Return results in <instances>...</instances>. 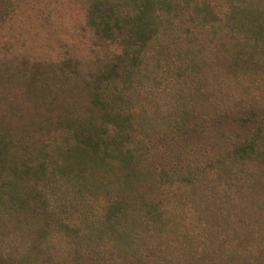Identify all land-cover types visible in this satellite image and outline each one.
I'll return each instance as SVG.
<instances>
[{
  "label": "rangeland",
  "instance_id": "rangeland-1",
  "mask_svg": "<svg viewBox=\"0 0 264 264\" xmlns=\"http://www.w3.org/2000/svg\"><path fill=\"white\" fill-rule=\"evenodd\" d=\"M204 3L167 58L86 0H0V264H264V35L226 23L264 0Z\"/></svg>",
  "mask_w": 264,
  "mask_h": 264
},
{
  "label": "trees",
  "instance_id": "trees-1",
  "mask_svg": "<svg viewBox=\"0 0 264 264\" xmlns=\"http://www.w3.org/2000/svg\"><path fill=\"white\" fill-rule=\"evenodd\" d=\"M86 1L89 15L98 20V29L102 37L105 39L111 38L108 35L109 32L118 33L127 28L124 40L133 43L135 48H141L147 41H162V44L166 47L163 51L170 55L167 58L174 57L176 50H178V53H186V57L195 56L199 51V42L195 32L210 27L211 24L209 15L205 10L207 3L203 5L206 0H131V6H128V4L127 6L117 5L114 0ZM233 10H230L232 12H230L226 22L231 27L232 35L230 36L232 38L236 36L237 32H234V30L237 26H244V37L237 36L239 40L245 41L247 38L245 36L251 31V28L259 29L264 35V17L256 15L255 12L251 15V11L236 12V10ZM197 42L198 44H196ZM120 51V53H125L126 49L121 48ZM234 52L236 51L234 50ZM208 54L211 55L210 58L215 56L212 55L214 52L211 53V51ZM238 56V52H236L222 59L225 61L224 64L228 67L227 69L232 66L233 62H239L243 66H253L258 62L253 58L254 53L241 55L240 59ZM262 68L264 70V66ZM180 111L181 117L178 118L183 120L186 118L187 113L185 114V108L183 107ZM182 120H174V126L169 131L171 134L181 136L187 131L186 128L178 127L179 122L185 121ZM190 122V120L187 121V129L191 127Z\"/></svg>",
  "mask_w": 264,
  "mask_h": 264
}]
</instances>
